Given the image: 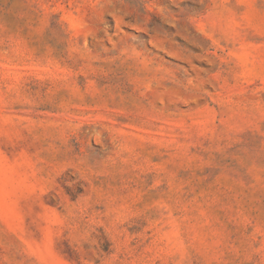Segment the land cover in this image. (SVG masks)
<instances>
[{"label": "rangeland", "instance_id": "obj_1", "mask_svg": "<svg viewBox=\"0 0 264 264\" xmlns=\"http://www.w3.org/2000/svg\"><path fill=\"white\" fill-rule=\"evenodd\" d=\"M0 264H264V0H0Z\"/></svg>", "mask_w": 264, "mask_h": 264}]
</instances>
